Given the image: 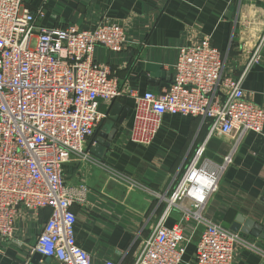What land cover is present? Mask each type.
I'll return each mask as SVG.
<instances>
[{
  "label": "built area",
  "instance_id": "2783aa9c",
  "mask_svg": "<svg viewBox=\"0 0 264 264\" xmlns=\"http://www.w3.org/2000/svg\"><path fill=\"white\" fill-rule=\"evenodd\" d=\"M43 17L44 5L31 10L25 0H0V240L13 237L19 220L49 209L31 254L52 264H93L77 242L72 210L73 204H85L88 190L83 184H66L63 165L72 158L90 160L85 144L107 116L99 112L98 102L123 94L117 77L94 53L97 46L122 51L130 26L112 20L92 28L43 26ZM263 49L264 26L248 62L234 75L208 37L186 42L179 48L168 87L133 96L131 142L149 145L165 114L199 117L207 122V130L175 178L165 210L132 264H181L191 238L185 234L187 220L200 228L192 264H234L238 248L264 264V246L249 233L232 230L202 211L230 162V157L223 165L204 158L206 140L214 135L239 140L246 132L264 136V107L249 101L243 88L247 71ZM174 208L181 217L168 226Z\"/></svg>",
  "mask_w": 264,
  "mask_h": 264
},
{
  "label": "crops",
  "instance_id": "0c3cea01",
  "mask_svg": "<svg viewBox=\"0 0 264 264\" xmlns=\"http://www.w3.org/2000/svg\"><path fill=\"white\" fill-rule=\"evenodd\" d=\"M25 4L31 10L44 5L39 20L43 26L92 28L101 20L130 26L122 51L97 46L94 53L95 60L118 79L123 94L115 101L129 107L126 118L102 157L90 152V137L85 144L90 160L66 162L63 179L88 190L85 204H73L72 210L77 242L90 253L93 264H132L143 238L165 210L175 178L204 142L207 130V122L199 117L165 114L149 145L131 142L133 96L167 88L180 46L204 36L221 50L225 69L238 74L261 35L264 0H25ZM148 65L161 66L157 76ZM243 88L249 101L264 107V49L247 71ZM109 106L110 102H98L99 112L107 116ZM225 157L230 162L202 211L229 228L248 230L247 236L264 246V136L246 132L239 140L231 135L206 140L204 158L223 165ZM180 213L172 209L166 225L178 222ZM48 215V210H41L35 218L17 222L13 237L0 240V264H52L43 256L34 259L37 253L30 252ZM199 230L193 220L185 221V234L191 238L181 264H192ZM258 263V256L237 249L234 264Z\"/></svg>",
  "mask_w": 264,
  "mask_h": 264
},
{
  "label": "water",
  "instance_id": "95a60500",
  "mask_svg": "<svg viewBox=\"0 0 264 264\" xmlns=\"http://www.w3.org/2000/svg\"><path fill=\"white\" fill-rule=\"evenodd\" d=\"M149 70L154 72V75L157 76L161 66L158 65H148ZM129 107L123 106L118 101H111L108 116L106 120L101 124L100 128L97 127L90 142V152L96 157H102L106 148L109 147L110 142L113 140L119 126L123 123L128 113ZM232 230H237L230 228ZM245 229H243L244 231ZM248 232V230L244 231ZM39 254H36L34 259H38Z\"/></svg>",
  "mask_w": 264,
  "mask_h": 264
},
{
  "label": "trees",
  "instance_id": "16d2710c",
  "mask_svg": "<svg viewBox=\"0 0 264 264\" xmlns=\"http://www.w3.org/2000/svg\"><path fill=\"white\" fill-rule=\"evenodd\" d=\"M43 210H48V212H50L49 209H43Z\"/></svg>",
  "mask_w": 264,
  "mask_h": 264
},
{
  "label": "rangeland",
  "instance_id": "374dc122",
  "mask_svg": "<svg viewBox=\"0 0 264 264\" xmlns=\"http://www.w3.org/2000/svg\"><path fill=\"white\" fill-rule=\"evenodd\" d=\"M221 179V178H220ZM220 179H219V181H220Z\"/></svg>",
  "mask_w": 264,
  "mask_h": 264
}]
</instances>
